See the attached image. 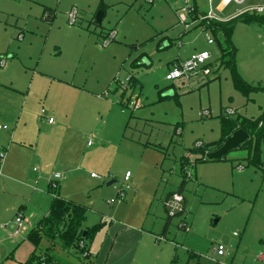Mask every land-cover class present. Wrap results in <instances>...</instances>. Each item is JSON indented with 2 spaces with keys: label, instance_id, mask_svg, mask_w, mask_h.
Instances as JSON below:
<instances>
[{
  "label": "rangeland",
  "instance_id": "obj_1",
  "mask_svg": "<svg viewBox=\"0 0 264 264\" xmlns=\"http://www.w3.org/2000/svg\"><path fill=\"white\" fill-rule=\"evenodd\" d=\"M253 1H260L256 7L264 5V0H248L219 12L211 0H0V123L5 122V110L17 118L31 106V116L43 122V131L49 118L70 125L69 132L58 135L52 151H43L47 138L41 134L38 154L46 163L43 171L36 162L30 163L25 178L17 172L16 179L32 180L31 188L38 192L56 171L64 180L68 175L70 181L63 188L64 180L58 184L60 196L87 208L84 227L91 228L103 224L101 216L111 213L112 204L113 208L131 204V191L118 198L116 190L127 171L142 183L133 213L152 216L159 206L163 225L168 215L161 201L177 193L185 178L181 194L186 212L172 218L166 231L174 247L170 262L197 264L191 259L193 252L200 264H215L209 258L213 244L219 242L229 262L235 258L242 263L252 251L253 257L258 255L257 249L264 245L260 240L264 239V141L261 167L250 164L244 152H230L214 162H195L190 154L200 144L221 140L224 119L240 116L264 122V22H247L258 14L256 7L246 8ZM195 7L199 15L211 12L215 21L239 19L231 43L237 74L255 88L248 96L236 89L232 68L219 65L218 45L208 44V38L215 41L213 33L187 14ZM203 51L211 54L208 76L167 79L179 61ZM132 74L139 82L135 90L128 87ZM0 148V210L2 219L9 217L0 223L7 235L0 231V242L11 245L15 222L10 218L20 207L12 213L22 188L3 184L2 168L8 158L3 131ZM31 150L27 144L18 159L27 161ZM111 181L116 183L107 187ZM152 193L155 200L147 196ZM42 198L44 207L34 206L46 212L51 197L42 194ZM182 221L187 230L179 228Z\"/></svg>",
  "mask_w": 264,
  "mask_h": 264
},
{
  "label": "crops",
  "instance_id": "obj_2",
  "mask_svg": "<svg viewBox=\"0 0 264 264\" xmlns=\"http://www.w3.org/2000/svg\"><path fill=\"white\" fill-rule=\"evenodd\" d=\"M248 0H211L212 4L216 3V8L219 12H223L225 8H229L232 5H244ZM260 1L252 2L248 4L246 8L251 9L256 7ZM213 11V9H211ZM250 11V10H249ZM220 21V20H217ZM225 22V21H220ZM180 63V61L178 62ZM65 84H68L65 82ZM31 106H29L26 110L19 113V116L12 117L8 110H5V122L4 125H8L9 129L7 131H3L5 134V145L8 152L7 162L5 166L2 168L3 179L6 181L3 182L4 186L7 185H19L22 190L17 191L15 188L12 190L15 193H19L18 202L16 206L12 208V213L15 211V208L18 207V210L14 214L11 221L15 222L16 216L18 213H21L24 217V226L18 235H15V230L11 235L15 242L11 245L9 242H0V264H26V262L30 259L31 255L33 254L34 247L27 241V235L29 231L36 225V223L43 218L49 211L52 196L48 193V187L50 185L49 181L53 179L54 174H60L61 178L57 181V184H62V180H64V176L56 171L52 175L48 177L47 180L43 181L42 190L39 189L36 192L31 186L32 180L24 179L23 181H19L16 179L17 172H23L24 175L21 177L25 178L26 172L30 171L31 167L26 170V167L30 163L36 162L43 171L44 166L42 161V156L38 154V145L40 143V136L41 134H46L43 138H47L43 143L45 147H43V151H52L54 143L58 141V135L63 133L64 131H70V125H66L64 121L57 122L53 121L52 123L49 122L51 118L47 120V124L45 126V130L43 131L42 128L43 122L38 121L37 116H31ZM53 112V111H52ZM41 117L46 116V112L42 110ZM54 113V112H53ZM48 114V113H47ZM50 114V113H49ZM29 116H31L33 122L29 121ZM24 117V118H23ZM26 118V119H25ZM89 143V142H88ZM87 147H90L88 145ZM29 144L31 151V156L27 158V161H20L18 159V154H20L26 145ZM31 166V165H30ZM35 173L39 170L38 168L33 169ZM70 172V171H68ZM129 172V171H127ZM126 172V173H127ZM32 178V177H31ZM34 178V177H33ZM92 179H97L93 178ZM125 178V177H124ZM133 174H131L129 183L132 186L130 198L131 204L125 205L120 203L117 205L116 208H113L111 213L101 216V222L103 223V228L101 231L96 235L95 239L90 248V263L84 261L83 263H78L74 258L65 257L63 256V260L67 264H169L173 254V244L168 242L167 235L164 233L165 231V224L164 219L160 215V208L159 206L156 207V212L151 216L149 212L139 213L135 215L133 212V205L134 202L138 199L142 191L138 190L142 183L138 182L137 179L132 180ZM70 181L69 176L65 178L63 181V185H66ZM47 184V185H46ZM60 190V185L58 186ZM11 190V189H10ZM11 190V191H12ZM33 191V192H32ZM42 194L48 195L51 197L50 201L48 202V210L43 212V209H39L40 201L45 200L46 198H42ZM60 194V193H59ZM147 194V196H153L152 200H155V193ZM173 194V193H172ZM172 194H168L167 197L164 198L162 202V206L164 207V202L167 198H169ZM62 197V196H60ZM64 200L73 202L75 204L81 205L78 202H75L71 199L64 198ZM153 201L150 203L149 211L153 206ZM38 207H36V206ZM97 205V203L95 204ZM83 206V205H82ZM44 207V206H42ZM86 208V207H85ZM97 208V206H94ZM124 208H127L124 212ZM39 210V211H38ZM165 210V208H164ZM3 210H0V223L9 221V217L2 219ZM88 211V210H87ZM166 211V210H165ZM40 212V214H39ZM43 212V213H42ZM88 213V212H87ZM39 214V215H38ZM185 214V213H184ZM181 214V215H184ZM178 215L177 217L181 216ZM4 220V221H2ZM35 220V222H34ZM147 224L150 227H147ZM97 225V224H96ZM5 228L7 227V223H5ZM180 229L187 230L189 228L188 224L185 221H182L179 225ZM30 229V230H29ZM25 230V231H24ZM5 235V230H1ZM25 233H24V232ZM7 232V231H6ZM22 232L24 233V237H21ZM9 235L10 233L7 232ZM7 236V235H5ZM234 237H238L234 235ZM2 240H5L3 238ZM261 243L264 242V239H260ZM216 244H222L221 242ZM215 243L213 246L216 245ZM212 246V247H213ZM258 255L256 254L253 257V252L250 253V256L245 259L242 263L240 260H235L232 258L229 262L228 253H226L223 257H216L214 254L212 257L209 258V261L215 264H220V259H224L223 264H264V245L259 246ZM191 259L192 261H196L197 264L199 256L193 252H191ZM227 257V258H226ZM173 263V260L171 261ZM170 262V264H172ZM229 262V263H228Z\"/></svg>",
  "mask_w": 264,
  "mask_h": 264
},
{
  "label": "trees",
  "instance_id": "obj_3",
  "mask_svg": "<svg viewBox=\"0 0 264 264\" xmlns=\"http://www.w3.org/2000/svg\"><path fill=\"white\" fill-rule=\"evenodd\" d=\"M189 16L193 22H199L205 30H210L213 33L215 38L214 43L216 42L218 45L222 56L219 65L221 67L232 68L236 89L245 96L252 93L255 88L239 77L234 66L235 49L231 43V36L235 24L239 19L227 22L215 20L209 22L201 21L200 17L204 16V14L199 15L196 7L192 9ZM253 21L264 22V14H254L250 19L247 18L248 23ZM207 67H210V65L208 64ZM138 84L139 82L136 76L132 74L128 79L129 89L135 90ZM168 97L170 96L163 98ZM238 130L245 131L249 135V139L238 149L231 152H244L247 155L246 160L250 164L256 167L263 166L260 157V147L264 141V122L261 119L248 120L240 116L233 120L229 118L224 119L221 121V140L213 145L200 144V146L193 148L190 154L196 157L195 162L209 161L207 156L218 150ZM224 157L217 161H222ZM185 184L186 179L184 178L177 193H182ZM48 193L52 196L49 211L36 223L27 235V241L34 247V251L26 264H67L64 262L63 256L74 258L78 263H83L84 261L90 263L91 245L96 235L103 228V225L98 224L91 228L84 227L87 220V208L60 197L58 184L56 188H52L49 185ZM170 220L171 218L169 217L166 219L164 233L167 231ZM84 253H87L86 257H83Z\"/></svg>",
  "mask_w": 264,
  "mask_h": 264
},
{
  "label": "built area",
  "instance_id": "obj_4",
  "mask_svg": "<svg viewBox=\"0 0 264 264\" xmlns=\"http://www.w3.org/2000/svg\"><path fill=\"white\" fill-rule=\"evenodd\" d=\"M191 11L192 9L188 8L187 14L189 15ZM254 11L257 12L258 14H264V5L254 8ZM75 15H76V11H73L69 14L71 24L74 23ZM180 19H181V22H183V24H186L185 23L186 17L184 14H181ZM200 20L209 22V21L216 20V19L213 17L212 13L209 12L208 14L200 17ZM109 42L110 41L108 40V42H106V45L109 44ZM208 44L213 45L214 41L208 38ZM210 57H211V54L208 51H203L201 53L193 54L186 61L176 64L174 68L171 71H169L167 75V79L170 81H177V80L189 79L197 74L208 76L210 73V69L209 67H207V65L210 60ZM49 122L52 123L53 120L50 119ZM8 129L9 127L7 125L0 123V131H7ZM88 145H91V142H89ZM2 159H3V152L0 148V165L2 163ZM0 175H1V171H0ZM130 176H131L130 172H127L125 174L124 184L122 185V187L116 188L118 198L125 197L126 193L133 189L132 186L129 184ZM91 177L98 178L94 174H91ZM188 177H190V174L188 175ZM60 178H61L60 174H54L53 179L49 181L50 186L52 188H56L57 181ZM184 201H185V198L180 193H173L169 198L165 200L163 205H164V208L169 218L171 219L175 218L178 215L184 214L186 212ZM15 225H16L15 235H18L24 226V217L21 213L17 214L16 219H15ZM81 246L83 247V245ZM212 252L216 257H223L226 254L225 247L222 244H216L215 246H213ZM86 256H87V253H84L83 257H86ZM262 260L264 259L262 258Z\"/></svg>",
  "mask_w": 264,
  "mask_h": 264
},
{
  "label": "water",
  "instance_id": "obj_5",
  "mask_svg": "<svg viewBox=\"0 0 264 264\" xmlns=\"http://www.w3.org/2000/svg\"><path fill=\"white\" fill-rule=\"evenodd\" d=\"M102 19H103V14L101 12H99L96 15V23L98 25H100L102 22ZM248 139H249V135L245 131L238 130V131L234 132L218 150L210 153L207 156V159L209 161L220 160L225 155L230 153L231 151L238 149ZM115 183H116V181H111L107 184V187H109Z\"/></svg>",
  "mask_w": 264,
  "mask_h": 264
}]
</instances>
